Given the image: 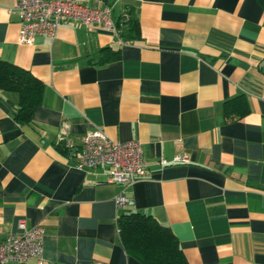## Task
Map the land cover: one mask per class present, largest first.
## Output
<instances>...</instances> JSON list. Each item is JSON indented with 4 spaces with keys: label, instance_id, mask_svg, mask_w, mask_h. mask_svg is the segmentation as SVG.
I'll return each mask as SVG.
<instances>
[{
    "label": "crops",
    "instance_id": "crops-1",
    "mask_svg": "<svg viewBox=\"0 0 264 264\" xmlns=\"http://www.w3.org/2000/svg\"><path fill=\"white\" fill-rule=\"evenodd\" d=\"M80 1L109 5L113 21L133 9L141 37L123 43L100 26L62 24L22 44L16 0H0V60L44 85L26 125L13 119L16 96L0 90V241L22 217L44 230L43 264H142L116 227L137 211L170 229L187 264H264L263 6ZM108 46L119 58L98 63ZM240 96L246 109L226 117L224 103ZM95 129L141 144L146 175L124 190L131 205H116L122 186L104 168L75 164Z\"/></svg>",
    "mask_w": 264,
    "mask_h": 264
},
{
    "label": "built area",
    "instance_id": "built-area-1",
    "mask_svg": "<svg viewBox=\"0 0 264 264\" xmlns=\"http://www.w3.org/2000/svg\"><path fill=\"white\" fill-rule=\"evenodd\" d=\"M19 16L18 42L32 45L36 36L54 37L62 24L80 28L103 27L116 37L109 5L89 6L80 0H16ZM79 169L104 168L106 181L122 186L115 197L118 207L131 205L124 190L146 175L142 148L138 140L120 142L111 139L100 129L90 130L81 138V148L74 156ZM174 162L187 157H174ZM161 163H166L164 159ZM43 228L28 226L24 218L16 220L13 230L0 241V264H28L35 260L43 264ZM92 264H106L94 260Z\"/></svg>",
    "mask_w": 264,
    "mask_h": 264
},
{
    "label": "trees",
    "instance_id": "trees-1",
    "mask_svg": "<svg viewBox=\"0 0 264 264\" xmlns=\"http://www.w3.org/2000/svg\"><path fill=\"white\" fill-rule=\"evenodd\" d=\"M264 8V0H257ZM117 38L123 43L138 40L140 26L133 9L127 7L114 20ZM119 58V50L111 47L100 49L98 63L104 64ZM43 83L30 71L13 63L0 60V90L16 96V108L13 119L20 125L28 124L32 119L34 108L40 106L43 96ZM224 103V113L230 117V106L245 110L242 96ZM58 149L70 152L64 142ZM120 244L127 255L142 264H187L177 239L168 227L160 225L152 216L143 212H129L116 219Z\"/></svg>",
    "mask_w": 264,
    "mask_h": 264
}]
</instances>
